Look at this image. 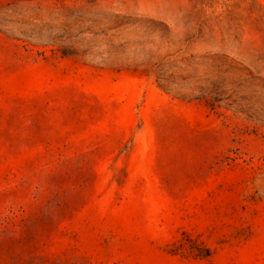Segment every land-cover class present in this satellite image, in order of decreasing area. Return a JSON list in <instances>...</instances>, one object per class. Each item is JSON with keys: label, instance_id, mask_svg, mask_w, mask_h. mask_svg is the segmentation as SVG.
I'll return each instance as SVG.
<instances>
[{"label": "rangeland", "instance_id": "obj_1", "mask_svg": "<svg viewBox=\"0 0 264 264\" xmlns=\"http://www.w3.org/2000/svg\"><path fill=\"white\" fill-rule=\"evenodd\" d=\"M0 264H264V0H0Z\"/></svg>", "mask_w": 264, "mask_h": 264}]
</instances>
